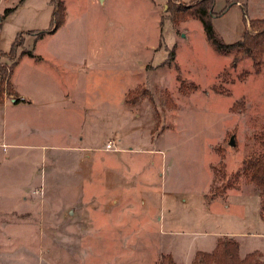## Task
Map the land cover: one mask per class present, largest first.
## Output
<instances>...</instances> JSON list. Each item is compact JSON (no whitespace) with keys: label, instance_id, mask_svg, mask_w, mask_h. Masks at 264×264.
Returning a JSON list of instances; mask_svg holds the SVG:
<instances>
[{"label":"rangeland","instance_id":"1","mask_svg":"<svg viewBox=\"0 0 264 264\" xmlns=\"http://www.w3.org/2000/svg\"><path fill=\"white\" fill-rule=\"evenodd\" d=\"M165 1L64 0V23L35 41L49 0H0V63L10 51L40 55H24L14 78L65 106L23 128L48 145L31 162L43 166L26 187L32 200L20 197L28 175L0 182V264H190L221 238L264 259L259 189L241 168L264 153V65L255 72L244 57L232 67L198 20L173 25ZM258 11L264 19V2ZM219 19L223 41H237L236 16ZM76 84L82 100L68 103ZM77 142L76 154L49 148Z\"/></svg>","mask_w":264,"mask_h":264},{"label":"trees","instance_id":"2","mask_svg":"<svg viewBox=\"0 0 264 264\" xmlns=\"http://www.w3.org/2000/svg\"><path fill=\"white\" fill-rule=\"evenodd\" d=\"M214 2L215 0L166 1L173 25L186 17L198 20L206 41L212 49L218 54L233 55L232 67L236 65L238 58L245 57L251 60L255 72H259L261 66L264 65V19H250L248 22L244 20L245 27L241 38L227 44L214 29L213 18L221 16L232 4V0H225V6L219 12L214 11ZM49 3L52 6L49 28L38 31L34 40L41 38L45 33H54L65 21L64 0H49ZM13 9H7L4 15H7ZM2 18L0 16V19ZM21 44L17 42L16 47H21ZM173 53L174 50L171 54ZM9 54L12 55V58H10L11 63L9 65L0 63V105L3 103L4 95L11 93L10 78L20 58L24 55L34 56L33 51L30 49H22L20 55L16 58L13 57L12 51ZM5 55L3 53L1 56ZM241 168L245 177L259 189V216L264 222V153L252 154L244 158ZM169 264L173 263L170 262ZM190 264H264V259L257 250L241 257L239 255V243L236 240L221 238L217 240L212 251H197Z\"/></svg>","mask_w":264,"mask_h":264},{"label":"crops","instance_id":"3","mask_svg":"<svg viewBox=\"0 0 264 264\" xmlns=\"http://www.w3.org/2000/svg\"><path fill=\"white\" fill-rule=\"evenodd\" d=\"M182 1L189 2L192 0H182ZM263 2H264L263 0H232V4L224 11V13L219 17L213 18V20L218 18L225 19L226 17L229 16L230 13H232L233 16H236L237 20H239L238 23L241 28V30H239L238 32L237 39L239 40L242 36V32L245 27L244 20L248 22L250 19H260L258 18V15L260 14V11H258V6L260 7V5L263 4ZM217 3H222L224 5L225 0H215L214 8ZM223 7L220 10H216V11L217 12L221 11ZM57 56L58 55L54 57L58 58ZM22 57L16 64L10 78V84H11L10 86L12 89L11 93L4 95L3 103L0 105V121L5 126V129L3 127L0 135V182L2 184H5V180L14 179L17 176L19 177L20 175H21L20 177L22 176L25 177L26 175H28L27 183L21 185V190L22 193L24 194L20 196L22 202L26 203L27 201L32 200V198L30 197V194H32V190L31 191L26 190V187L29 186L31 180L41 179L39 172L41 167L43 168V166H38V165L36 166L35 163H31V162L32 160L40 162L42 158L46 156V154L43 151L48 148V145L45 143L38 142L37 140H34L35 138L32 137L30 138V136L33 134V131H30L27 134L23 130V128L32 125L35 121L41 119L43 114H46L48 112L53 111L52 114L54 113L56 114L58 112H64L65 106L58 101L57 97L52 98L48 96L47 90L42 89L39 85L37 86V84L31 82L29 78H27V82L34 83L32 86V90L33 92L35 91L37 93L27 92L24 94L20 90L14 78V73L17 70V65L20 64ZM34 58L33 60L37 62L43 60V58L40 55H38V58L36 57ZM33 65L35 66L37 64L34 62ZM66 70L67 69H65V73ZM77 87L78 85L76 84V87H71L70 91L67 92V96L65 97L68 103L76 104L81 102L82 99H79L80 97H78L77 95L78 94ZM81 105L82 106L79 108L70 110V113L78 115V112L80 113L82 111L81 109L84 108L85 101L84 104L81 103ZM90 110H93L94 114L91 116L90 119L87 118L86 121L88 123V121L90 120L94 125L95 105H92ZM9 112H11V115L9 114ZM37 117H39V119H36ZM75 119H77L76 116ZM10 122H12V131L10 135H8L9 133L6 127H8V123ZM89 131L90 130L88 129V133H86V135L92 133V131L91 132ZM83 138L84 136L80 135L79 139L82 141V143L84 140ZM86 139L88 140V137ZM80 145L82 144L80 142L79 143L77 142V144L74 145L49 146V148L56 147L55 150L58 151L61 150L62 148L67 147L68 154H76L80 150ZM34 154L36 155V158L33 159ZM35 168H36V172L34 171ZM15 185L19 186V183L17 182V184ZM262 236L264 237V234H262ZM253 250L261 251V248L260 247L253 248ZM239 253H240V247H239Z\"/></svg>","mask_w":264,"mask_h":264},{"label":"built area","instance_id":"4","mask_svg":"<svg viewBox=\"0 0 264 264\" xmlns=\"http://www.w3.org/2000/svg\"><path fill=\"white\" fill-rule=\"evenodd\" d=\"M106 148H107V149L112 148V142H108V143L106 144Z\"/></svg>","mask_w":264,"mask_h":264},{"label":"water","instance_id":"5","mask_svg":"<svg viewBox=\"0 0 264 264\" xmlns=\"http://www.w3.org/2000/svg\"><path fill=\"white\" fill-rule=\"evenodd\" d=\"M229 144L230 145H233L234 144V142H233V136L230 137Z\"/></svg>","mask_w":264,"mask_h":264}]
</instances>
